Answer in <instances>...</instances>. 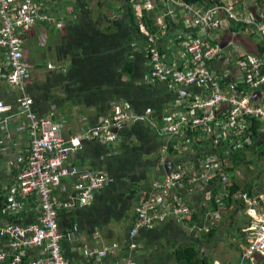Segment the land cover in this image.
<instances>
[{
  "label": "crops",
  "instance_id": "obj_1",
  "mask_svg": "<svg viewBox=\"0 0 264 264\" xmlns=\"http://www.w3.org/2000/svg\"><path fill=\"white\" fill-rule=\"evenodd\" d=\"M127 1L41 2L42 8L49 9L62 22V29L37 24L24 44L32 68L31 84L33 82L36 95L34 111L39 118L51 116L60 123L65 138L76 135L81 128L97 125L120 107L128 105L131 113V118L115 129L116 143L84 140L82 149L70 161L79 169L101 172L107 183L94 194L89 205L59 212L64 259L67 264H87L85 250L117 244L119 249L105 259L104 264H126L128 261L135 264H185L178 262L175 256L182 250L196 253L193 264H239L242 247L245 242L248 244L246 230L252 226V218L247 212L248 206L233 197L230 206L226 198L214 202L223 190L218 179L206 187L185 186L170 193L182 197L190 209V220L170 217L152 229L138 230L134 240L130 239L129 233L136 217L135 208L146 200L145 195L151 191L153 182L162 181L171 170L183 167L190 172L198 169L208 155L221 158L224 174L239 179L240 183L233 181L241 187L237 192H245L246 187H251L252 196L264 195L262 186L253 185V180L246 183L245 176L238 169L242 170L240 165L248 158L252 160L256 153L264 157L261 144L264 138L258 139L253 129L260 121L247 120L249 144L243 143L244 131L217 144L201 133H198L197 140L189 136L167 138L159 130L164 117L184 112V104L200 97L203 91L151 80L148 55L149 48H155L163 56L164 64L178 61L177 65L183 63V68L191 67L190 58L182 56L183 46L195 35L211 42V46H218L220 55L225 57L233 55L230 44L242 53L262 57L257 50L261 41L256 35L237 29L233 23H225L218 32L197 33L188 16L179 9L175 15L165 17L164 26H160L156 19L162 17L168 7L162 1L155 2L156 8L152 10L144 9L140 4L133 6L137 28L129 22L130 0ZM239 2L247 3L245 0ZM249 7L254 12V7ZM143 11L153 22V32L142 23ZM39 45L45 50L42 51ZM34 47L39 50L33 51ZM31 55L38 64L30 63ZM42 60L47 61L48 71L34 82L33 75L43 67L39 63ZM235 60L230 58L225 64L217 60L208 65L213 74L223 79L221 88L229 94L233 93L230 85L240 80L238 78L243 74L233 64ZM4 85L0 72V101L13 102V94ZM179 102L184 106H178ZM257 130L264 133V123ZM26 143L21 146L25 159L28 156ZM166 144L168 149H164ZM235 144L242 146L234 149ZM217 184L219 187L213 189ZM69 192L71 181L64 180L57 195L66 199ZM35 203L32 197L29 206L14 220L32 222L35 214L31 209ZM0 218L9 219L8 216ZM132 243L135 250L130 249ZM35 257L36 253L32 252L25 260ZM258 261L264 264V259Z\"/></svg>",
  "mask_w": 264,
  "mask_h": 264
},
{
  "label": "built area",
  "instance_id": "obj_2",
  "mask_svg": "<svg viewBox=\"0 0 264 264\" xmlns=\"http://www.w3.org/2000/svg\"><path fill=\"white\" fill-rule=\"evenodd\" d=\"M44 1L0 0V72L4 86L13 94V102L0 101V216L9 217L0 218V264H67L61 247L63 233L59 212L89 205L94 194L107 183L106 176L101 172L79 169L70 161L82 149L84 140L116 143L115 129L131 118L126 105L101 119L97 125L81 128L76 135L65 138L60 123L51 116L39 118L36 115L34 100L28 92L32 68L24 44L37 24L62 29V22L40 5ZM130 2L147 10H152L154 6L153 0ZM162 2L168 7L163 16L156 19L160 26H164L165 17L175 15L179 9L188 16L197 33L218 32L225 23H240L248 26V32L257 33L264 44V15L256 22L247 12L250 9L247 4L230 0L208 6L180 0ZM217 47L195 35L183 46L182 56H188L191 63V67L183 68V63L177 65L178 61L164 64L163 56L155 48H149L151 80L182 88L196 87L203 91L200 97L185 106L178 103V106H184H181L184 112L164 117L159 130L167 138L189 136L197 140L198 133H201L217 144L244 131L243 143L249 144L247 120L264 123V58L242 53L233 44L230 47L234 56L225 57L220 55ZM230 58L236 59L233 64L243 72L238 78L240 80L230 85L232 94L222 90L223 79L213 74L208 66L217 60L225 64ZM24 142L28 146L26 159L21 150ZM241 146L235 144L234 149ZM167 147L168 144L164 149ZM220 159L215 155L205 156L197 170L194 168L188 172L182 167L169 171L162 181L153 182L151 191L145 195L146 200L135 208L130 239L134 240L138 230L152 229L170 217L190 220L189 207L180 195L175 193L171 196L172 191L185 186L206 187L212 180L218 179L223 190L214 202L229 197L234 182L224 174L225 166ZM64 180L71 181V192L66 199L57 195ZM32 197L36 201L31 209L35 214L34 220L28 223L15 221L19 213L29 206ZM232 197L248 206L247 212L252 218V226L246 230L248 244L245 242L242 247L239 264H261L258 260L264 259V195L250 197L245 192H236ZM117 249V244L103 245L102 248L85 250L84 255L87 264H104V260L113 256ZM130 249H136L134 243ZM32 252L36 253V257L26 261L25 257ZM126 264L135 263L128 261Z\"/></svg>",
  "mask_w": 264,
  "mask_h": 264
},
{
  "label": "trees",
  "instance_id": "obj_3",
  "mask_svg": "<svg viewBox=\"0 0 264 264\" xmlns=\"http://www.w3.org/2000/svg\"><path fill=\"white\" fill-rule=\"evenodd\" d=\"M83 1H87L86 3H88V0H82V2ZM158 1L161 2L162 0H154V6H153L154 9L156 8L155 2L157 3ZM180 1L188 3V4H193V5L208 6V5H211L214 3H218L222 0H180ZM127 2L129 3V0ZM262 3H264V0H255V4H253V6H252V7H254V12L251 11L249 8L247 10L249 15H252L256 22H259L258 18H260L262 14L264 15V6H262L263 5ZM133 6H134V3L130 2V5H129V22L132 26L138 28V25L135 24L137 17H136V15H134ZM141 20H142V23L144 24V26H146L148 28V30H151L153 32L155 27L153 26V22L151 20H149V18L145 14V11H143ZM234 25L236 27H238L237 29L241 28L243 30H246L247 33H250L252 35H256V37L261 41V38L258 37L257 33H251L250 31L249 32L247 31L248 26H246L244 24H240V23H237V25L236 24H234ZM257 50H258V53L264 58V44H262V41L260 44H258ZM128 63H130V62H128ZM33 87H34V84H30L28 86V92L30 93V95L32 96V98L35 102V100H36L35 96L36 95L34 94L35 91L33 90ZM261 124H262L261 122H259V123L256 122L254 127H253V129L255 131V135L258 139L264 138V133H261L257 130V128ZM261 144L264 147V140L261 142ZM166 149H168V147ZM262 154L264 155V150H263ZM233 171L235 173V171H236L235 168L233 169ZM215 187H219V185L218 184L214 185L213 189ZM240 189H241L240 185L238 183L234 182L232 187L230 188L231 194L229 197H226L227 200H225V201H227L226 202L227 205L230 206L233 203L232 202L233 200L231 199L232 195L234 193H236L237 191H239ZM244 191L249 196H252V188L251 187H246V189ZM1 201H2V196H0V202ZM213 207H215V205H213ZM175 256H176V260L178 262L182 261V262H185V264H193L196 261L195 258H197V255L193 250L178 251V252H176Z\"/></svg>",
  "mask_w": 264,
  "mask_h": 264
},
{
  "label": "rangeland",
  "instance_id": "obj_4",
  "mask_svg": "<svg viewBox=\"0 0 264 264\" xmlns=\"http://www.w3.org/2000/svg\"><path fill=\"white\" fill-rule=\"evenodd\" d=\"M230 1H242V0H230ZM245 1L247 2L246 4L249 6H253V4H255V0H245ZM262 4H263L262 6H264V3H262ZM36 45H38V43H36ZM26 46H27V44H26ZM34 50H39V49L37 47H34L33 51ZM41 50L44 51L45 48L41 47ZM30 63L38 64L35 56H33V55L30 56ZM39 63H41L43 65V67L39 70L36 69L37 71L35 70L36 72L33 75V81L34 82L38 79L43 78L44 77L43 73L45 74L48 71L47 66H46V64H47L46 60L45 61L42 60ZM32 84H33V82H32ZM257 152H259L258 149H257ZM240 166L242 167V170L240 168H238V169H239V171L242 172V175L245 176V178H246L245 182L246 183H249L253 180L254 181L253 185L255 184V185H258L260 187L262 186L261 188L264 189V157L263 156H260L259 153H256V155L252 157V160H251V158H248V160L243 165H240ZM229 180L231 182L237 181L238 183H240L239 179L236 176L233 178L229 177Z\"/></svg>",
  "mask_w": 264,
  "mask_h": 264
}]
</instances>
